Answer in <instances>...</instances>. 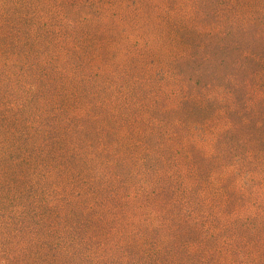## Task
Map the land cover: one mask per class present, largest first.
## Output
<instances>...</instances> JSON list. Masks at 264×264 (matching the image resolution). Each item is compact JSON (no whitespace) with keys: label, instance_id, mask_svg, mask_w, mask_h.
<instances>
[{"label":"rangeland","instance_id":"rangeland-1","mask_svg":"<svg viewBox=\"0 0 264 264\" xmlns=\"http://www.w3.org/2000/svg\"><path fill=\"white\" fill-rule=\"evenodd\" d=\"M0 264H264V0H0Z\"/></svg>","mask_w":264,"mask_h":264}]
</instances>
